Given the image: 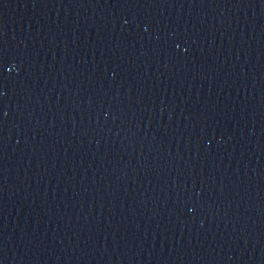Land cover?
<instances>
[{"label":"water","instance_id":"obj_1","mask_svg":"<svg viewBox=\"0 0 264 264\" xmlns=\"http://www.w3.org/2000/svg\"><path fill=\"white\" fill-rule=\"evenodd\" d=\"M0 264H264V0H0Z\"/></svg>","mask_w":264,"mask_h":264}]
</instances>
